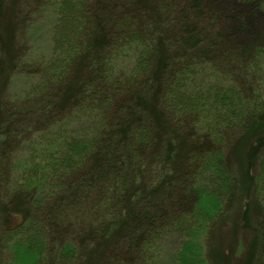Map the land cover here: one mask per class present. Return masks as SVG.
I'll use <instances>...</instances> for the list:
<instances>
[{
    "label": "trees",
    "instance_id": "obj_1",
    "mask_svg": "<svg viewBox=\"0 0 264 264\" xmlns=\"http://www.w3.org/2000/svg\"><path fill=\"white\" fill-rule=\"evenodd\" d=\"M23 2L0 0V264H168L172 238L216 264L249 197L264 264V0Z\"/></svg>",
    "mask_w": 264,
    "mask_h": 264
},
{
    "label": "rangeland",
    "instance_id": "obj_2",
    "mask_svg": "<svg viewBox=\"0 0 264 264\" xmlns=\"http://www.w3.org/2000/svg\"><path fill=\"white\" fill-rule=\"evenodd\" d=\"M12 2V6L15 9L17 6H22L21 2L23 0H10ZM24 3V2H23ZM21 4V5H20ZM13 17V11L10 7L9 11L5 14L4 24L5 29H10L11 26V18ZM48 19H45L41 22V29L34 41H30V38H27L25 43L27 47V53L29 55V59H34L39 56H47L50 51V29ZM13 34L15 32H12ZM10 33H7V36L10 38ZM16 42L19 43L23 39V37L17 36L16 34ZM26 39V38H25ZM30 42V44H29ZM22 45V44H21ZM24 46V45H23ZM26 79L22 76H15L11 81L10 92L12 93H20L26 86ZM253 170L251 174H254ZM252 199H249L245 202L242 200H238L237 208L235 210V215L232 219L221 223L218 227H216L213 237H212V253L216 254L214 257V262L216 264H242L244 261V254L248 250L249 245L253 240V232L248 230L247 228L243 229L242 222V210L250 208L253 213L254 205L251 203ZM257 216H254L252 219V226H255ZM178 247V242L176 239L172 238L168 240L166 247L164 249L165 261L168 264H173V261H170V258L173 256L176 248ZM249 260V257L246 258Z\"/></svg>",
    "mask_w": 264,
    "mask_h": 264
}]
</instances>
